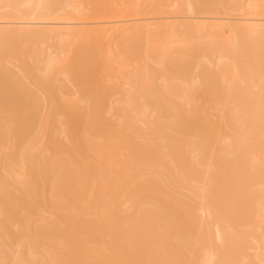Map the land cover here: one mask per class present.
Masks as SVG:
<instances>
[{"label":"bare ground","instance_id":"obj_1","mask_svg":"<svg viewBox=\"0 0 264 264\" xmlns=\"http://www.w3.org/2000/svg\"><path fill=\"white\" fill-rule=\"evenodd\" d=\"M0 264H264V0H0Z\"/></svg>","mask_w":264,"mask_h":264}]
</instances>
